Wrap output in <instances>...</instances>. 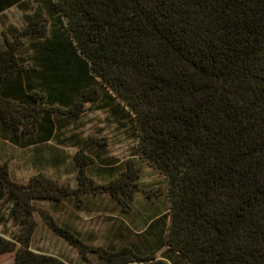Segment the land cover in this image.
<instances>
[{
	"label": "trees",
	"instance_id": "1",
	"mask_svg": "<svg viewBox=\"0 0 264 264\" xmlns=\"http://www.w3.org/2000/svg\"><path fill=\"white\" fill-rule=\"evenodd\" d=\"M12 7L23 24L1 33L0 138L75 147L77 184L16 181L0 158V254L71 264L31 247L38 214L82 264H264V0H0V17ZM87 109L130 128L132 158L66 134ZM144 163L168 206L136 230L123 217ZM101 197L122 215L121 242L92 244L39 205Z\"/></svg>",
	"mask_w": 264,
	"mask_h": 264
},
{
	"label": "rangeland",
	"instance_id": "2",
	"mask_svg": "<svg viewBox=\"0 0 264 264\" xmlns=\"http://www.w3.org/2000/svg\"><path fill=\"white\" fill-rule=\"evenodd\" d=\"M22 24L23 19L19 10L15 7L6 10L0 17V41L1 33L6 26L21 27ZM126 126L119 125L104 110L87 109L77 121L72 123L66 134L76 132L82 137L104 138L105 153L118 161H123L132 158L136 144L135 139L130 135V128ZM74 151L75 147L58 145L54 141L21 149L0 138V158L8 163L10 174L19 182H26L37 171H43L59 182H67L71 187H75L77 181L71 159ZM139 184L143 193H136L132 211L127 218L123 217L136 230L142 227L147 215L159 214L168 206L164 196L165 180L155 168L144 163ZM144 192L150 194L151 198H146ZM39 205L57 222L69 223L92 244L105 245L111 237L112 243L121 242V238L117 240L112 233L117 229L122 215L107 197L90 201L83 210H77L68 202L60 209H53L47 203H39ZM36 220L37 225L31 241L33 249L58 256L71 264H82L76 248L55 235L38 214ZM4 229L12 231L13 226L8 223ZM128 238L129 236L125 237ZM88 258L89 264H101L93 255L89 254ZM0 264H13V253L0 254Z\"/></svg>",
	"mask_w": 264,
	"mask_h": 264
}]
</instances>
